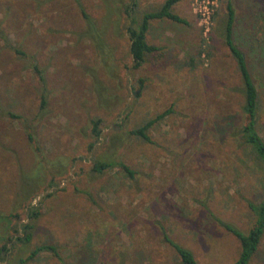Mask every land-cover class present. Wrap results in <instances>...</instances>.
I'll use <instances>...</instances> for the list:
<instances>
[{
	"label": "rangeland",
	"instance_id": "rangeland-1",
	"mask_svg": "<svg viewBox=\"0 0 264 264\" xmlns=\"http://www.w3.org/2000/svg\"><path fill=\"white\" fill-rule=\"evenodd\" d=\"M164 1L0 0V264H183L166 236L198 264L236 262L240 242L221 222L250 229L264 166L240 135L227 3L264 139V0H217L206 33L191 0L187 23L163 18L157 39L148 27L156 50L133 68L127 28ZM164 112L150 141L130 133ZM98 160L134 175L93 171ZM41 244L58 255L21 261ZM249 264H264V234Z\"/></svg>",
	"mask_w": 264,
	"mask_h": 264
},
{
	"label": "trees",
	"instance_id": "trees-1",
	"mask_svg": "<svg viewBox=\"0 0 264 264\" xmlns=\"http://www.w3.org/2000/svg\"><path fill=\"white\" fill-rule=\"evenodd\" d=\"M177 0H165L161 7L157 11L148 12L144 15L141 24L138 27L127 28L128 40H129V54L132 59V67L138 68L145 61L147 54L156 50V46L150 45L146 40V31L149 26V20L155 18H168L174 21H183L180 17L171 12L172 5ZM137 5V0H129V8L133 9ZM235 21L234 9L231 3H227V20L225 26V42L229 48L230 54L235 60L237 71L240 76V91L243 97L242 113L243 121L240 128V135L245 142L249 145L251 151L254 153L255 157L264 166V139L258 131V119L257 110L259 105V91L256 83L253 79L250 65L248 63L247 54L239 48L233 38V26ZM140 86L135 90L136 96L140 94L142 80H139ZM165 113L157 115L154 119H149L144 122L139 127L130 131L133 135L141 137L146 141H150L148 135V129L159 119H161ZM99 119L93 121V133L99 135L100 131L97 129ZM117 164L119 167L125 171L129 177H133L134 171L129 168L123 162L105 161L98 160L93 164V171L101 173L107 167ZM249 206L254 212V221L252 226L247 232H243L236 228L235 226L227 223L221 222V224L232 234H234L240 242V253L234 264H249L253 256H256L259 252L260 243L264 234V197L257 203L250 202ZM1 215V213H0ZM38 216V212H33L29 214L30 218H35ZM220 222V221H219ZM31 224H24V234L23 236H17V240L22 243L29 242L31 239ZM166 241L175 249L180 261L183 264H198L193 252L180 244L174 242L169 237L166 236ZM11 241V238H10ZM6 245L2 246L1 251H6ZM47 250L56 255V247L52 244H41L36 246L25 259H21L22 262L34 259L40 252ZM123 264V263H120Z\"/></svg>",
	"mask_w": 264,
	"mask_h": 264
},
{
	"label": "built area",
	"instance_id": "built-area-1",
	"mask_svg": "<svg viewBox=\"0 0 264 264\" xmlns=\"http://www.w3.org/2000/svg\"><path fill=\"white\" fill-rule=\"evenodd\" d=\"M217 7V0H193L192 9L199 19V25L208 32Z\"/></svg>",
	"mask_w": 264,
	"mask_h": 264
},
{
	"label": "crops",
	"instance_id": "crops-1",
	"mask_svg": "<svg viewBox=\"0 0 264 264\" xmlns=\"http://www.w3.org/2000/svg\"><path fill=\"white\" fill-rule=\"evenodd\" d=\"M171 12L178 17H180L183 21H177V22H182V23H187L185 20L186 18H189L193 15L192 10H191V0H177L171 7ZM157 11V10H155ZM166 19V18H164ZM154 20V24L151 23L150 21ZM149 20V28L152 30L154 28V38L157 39L158 36L161 37V29H162V21L163 18H155ZM164 36H166L164 34Z\"/></svg>",
	"mask_w": 264,
	"mask_h": 264
}]
</instances>
